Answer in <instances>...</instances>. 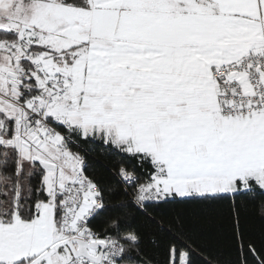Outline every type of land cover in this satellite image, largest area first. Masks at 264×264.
Instances as JSON below:
<instances>
[{
    "label": "snow or ice",
    "instance_id": "snow-or-ice-1",
    "mask_svg": "<svg viewBox=\"0 0 264 264\" xmlns=\"http://www.w3.org/2000/svg\"><path fill=\"white\" fill-rule=\"evenodd\" d=\"M250 214L264 0H0V264H264Z\"/></svg>",
    "mask_w": 264,
    "mask_h": 264
},
{
    "label": "trees",
    "instance_id": "trees-1",
    "mask_svg": "<svg viewBox=\"0 0 264 264\" xmlns=\"http://www.w3.org/2000/svg\"><path fill=\"white\" fill-rule=\"evenodd\" d=\"M85 148H89V145H85ZM87 158L89 162L93 166V171L97 177V179L105 185V187H108L110 185L118 183L117 177L113 174L112 169L114 168L113 160L110 156H107L102 153V151L99 149V147H96L93 150H90ZM123 197L121 194L117 193L114 196H111L109 198L110 203H116L118 200L122 199ZM114 209H110L108 213H105L104 216H107L114 212ZM133 211H135L133 209ZM103 217H101L102 219ZM142 219V217H140ZM245 227L247 231L254 235L259 237L262 232H264V222L260 221L255 216H252L251 214L248 216ZM159 253V259H164V253L162 249H157ZM220 251L222 252L225 259L232 258L235 253L234 249L228 245V244H221L220 245Z\"/></svg>",
    "mask_w": 264,
    "mask_h": 264
}]
</instances>
